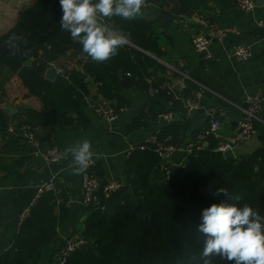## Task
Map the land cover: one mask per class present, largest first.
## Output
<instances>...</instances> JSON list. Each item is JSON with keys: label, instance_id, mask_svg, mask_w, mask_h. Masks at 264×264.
Listing matches in <instances>:
<instances>
[{"label": "crops", "instance_id": "crops-1", "mask_svg": "<svg viewBox=\"0 0 264 264\" xmlns=\"http://www.w3.org/2000/svg\"><path fill=\"white\" fill-rule=\"evenodd\" d=\"M36 0H0V35L15 24L18 12ZM260 1V2H259ZM251 11L243 13L235 6V0H206V6L198 10L188 9L181 0H145L143 18L152 22V34L158 43L160 54L145 53L157 62V68H149L145 78L147 87L138 90L124 88L119 81L112 101L124 107L111 125L104 124L95 116L89 100H109L99 90V84L85 74L88 94L82 99L81 110L73 111L63 118L42 113L41 101L30 95L16 73L2 69L0 76V254L7 251L19 231V215L34 199L38 186L46 181L53 182V190L44 193L52 195L53 215L56 217L54 236L50 247H60L71 233L84 230L85 220L93 206L82 202L81 176L72 174L73 157L68 161L51 164L29 154L25 141L7 131L9 125L26 122L33 127L40 141L42 151L55 146L64 154L66 148L76 146L82 139L91 141L95 153L96 173L104 179L114 178L128 186L132 174L127 160L140 162V149L127 154L131 145L154 144L164 127L181 132L174 138L180 149L168 157L169 166L182 165L187 158V147H194L199 129L211 119L221 122L215 144L220 139L231 137L241 116L240 107L248 95L264 96V27L254 24L264 20V0H253ZM174 9L181 10L175 15ZM170 20L164 25L162 19ZM235 27L238 35L229 33L226 42L240 41L249 47L250 57L243 62L222 53L220 44L211 42L209 50L214 56L204 61L192 48L190 35L193 31L205 30L209 24ZM71 50L64 59L58 56L50 62L65 72L72 69L82 71L87 57L78 54L71 61ZM37 53L41 56V51ZM41 58V57H40ZM55 61V62H54ZM48 73V72H47ZM183 75L187 78L183 79ZM167 83L169 90L151 94L150 85ZM154 84V85H153ZM202 85L203 89L199 86ZM201 89V103L195 112L187 113L184 100L194 91ZM110 101V100H109ZM16 110L10 113L6 108ZM35 111L29 115L27 111ZM170 111L172 122L161 120L158 115ZM174 124V125H171ZM171 125V126H169ZM173 137L164 136L163 144ZM154 140V141H153ZM208 144V143H207ZM258 149H264V103L260 120L255 122V133L247 141L233 149L236 158L250 157ZM127 189V190H128ZM39 199V198H38Z\"/></svg>", "mask_w": 264, "mask_h": 264}, {"label": "trees", "instance_id": "trees-1", "mask_svg": "<svg viewBox=\"0 0 264 264\" xmlns=\"http://www.w3.org/2000/svg\"><path fill=\"white\" fill-rule=\"evenodd\" d=\"M182 1L191 10L206 6V0ZM173 13L181 14V10L174 9ZM61 16L59 0H36L21 9L13 27L0 35V72L6 69L16 73L28 93L41 101L42 113L63 118L81 110L83 96L88 94L84 73L99 84V90L110 101L119 89L118 70L129 74L138 90L146 89L145 78L150 75L147 70L157 68L155 60L127 45L106 63L92 62L82 46L62 31ZM105 22L129 35L130 43L139 49L161 53L151 21L113 17ZM13 33L19 37L17 48L4 43ZM39 50L47 54L49 61L69 50L87 60L82 71L72 69L49 79L45 61L26 66ZM27 113L36 114L33 110ZM169 128L161 129L156 143L163 144L164 136L170 133L173 139L164 144L178 146L174 138L181 132L173 134ZM211 138L206 147L187 155L184 164L170 166L167 180L160 172L155 144H146L139 163L127 160L132 174L129 189H119L108 199L100 197L99 207L85 220L82 232L91 244L76 252L67 264H203L201 253L206 238L197 229L205 208L213 203L238 207L249 204L264 217V149H258L248 159H226L214 151L216 144ZM219 188H225L227 195H215ZM51 199L50 193H43L36 200L12 246L0 254V264H55L62 245L50 247L56 227ZM210 259L212 264H233L219 256Z\"/></svg>", "mask_w": 264, "mask_h": 264}, {"label": "built area", "instance_id": "built-area-1", "mask_svg": "<svg viewBox=\"0 0 264 264\" xmlns=\"http://www.w3.org/2000/svg\"><path fill=\"white\" fill-rule=\"evenodd\" d=\"M235 6L243 13L249 12L254 7L253 0H235ZM254 24L260 27H264V20H255ZM229 33L238 35V31L235 27L225 28L219 26L216 23H211L205 30L193 31L190 35V42L193 50L200 55L204 61L212 60L214 56L209 50L211 42L220 44L222 53L233 57L239 62L246 61L251 55L249 47L241 43L240 41L226 42V37ZM135 49L148 53L139 49L138 47L129 44ZM49 68H54L56 74L63 75L65 71L60 67H55L52 62H49ZM129 75V74H127ZM187 78L183 75V79ZM202 89V85H199ZM169 90L167 83H162L156 86L150 85L148 91L151 94H157L160 91ZM201 89L194 91V93L184 100V109L187 113L195 112L200 107L201 103ZM83 98H86L84 95ZM262 103H264V96L260 94L248 95L245 98L244 105L240 107L241 116L236 124V130L233 132L231 137L220 139L216 144L214 151L223 154L226 151H233V149L240 143L247 141L255 133V122L260 120V113ZM89 107L92 113L99 118L104 124L111 125L118 115L123 112L124 107L117 106L113 101L91 99L89 100ZM173 113L170 111L162 112L158 117L166 122H172L174 120ZM221 127V122L218 118L211 119L209 124L202 126L199 129L196 137V143L194 147H187V155L191 154L194 150H200L207 145V141L211 137H216ZM7 131L10 134H16L20 136L26 143L29 154L43 159L45 162L51 164H57L60 162L68 161V158L55 146L42 151L40 148V141L37 137L33 127L26 122H21L17 126L9 125ZM154 141V140H153ZM156 153L160 159L159 167L160 172L163 175V180L169 178V165L166 164L168 157L173 153H176L180 148L174 145H162L156 143ZM146 144L131 145L128 148L127 154H131L133 150L140 149L145 150ZM73 164V161H72ZM180 165V164H178ZM78 167V165H74ZM96 161L93 157V163L89 165L87 170L80 174L81 176V191H82V202L87 206L97 205L99 207V199H108L116 191L121 189L123 186L122 182L118 179L109 178L104 179L96 173ZM53 190V182L46 181L41 183L37 190L33 201L23 209L19 215L18 223L21 225L30 215V209L35 204L36 200L47 191ZM104 209V207H100ZM91 241L84 238L82 233L75 232L71 233L70 236L65 238L62 246L59 249L55 264H67L68 259L72 257L76 252L89 246Z\"/></svg>", "mask_w": 264, "mask_h": 264}, {"label": "clouds", "instance_id": "clouds-1", "mask_svg": "<svg viewBox=\"0 0 264 264\" xmlns=\"http://www.w3.org/2000/svg\"><path fill=\"white\" fill-rule=\"evenodd\" d=\"M145 0H59L62 16V31L70 34L73 42L82 46V51L92 62L106 63L119 54L120 49L130 44V36L111 27L105 21L120 17L125 21L142 16ZM19 37L13 33L4 41L9 48H17ZM15 55V52L12 53ZM29 66L30 65H26ZM72 154V174L84 173L93 163L95 153L91 141L80 140L76 146L66 148L64 156ZM227 195L225 188L215 195ZM240 199L239 196L236 197ZM264 217L249 204L238 207L234 204L213 203L202 212L198 232L204 234L203 264H212L210 257L219 256L233 264H264Z\"/></svg>", "mask_w": 264, "mask_h": 264}, {"label": "water", "instance_id": "water-1", "mask_svg": "<svg viewBox=\"0 0 264 264\" xmlns=\"http://www.w3.org/2000/svg\"><path fill=\"white\" fill-rule=\"evenodd\" d=\"M259 2H260V1H259ZM259 2L254 3V4H259ZM168 20H170V19H169L167 16H165V17L162 19V23L165 25V24L168 22ZM117 73H118V79H119V81H120L122 87H124V88L132 87V82H131V80H130V78H129V75H127V73L123 72L122 70H118ZM56 75H57V74H56L55 69H54V68H49V70H48V78H49V79H54V78L56 77ZM6 109H7L10 113H15V112H16V110L13 109V108H11V107H7ZM206 146H207V145H205V147H206ZM223 157L226 158V159H227V158L235 159V156H234L233 152L230 151V150L224 152V153H223ZM245 158L248 159V157H245ZM121 189H123V190H127V189H128V186L123 185V186L121 187ZM93 207H94V209L98 208L97 205H93Z\"/></svg>", "mask_w": 264, "mask_h": 264}, {"label": "rangeland", "instance_id": "rangeland-1", "mask_svg": "<svg viewBox=\"0 0 264 264\" xmlns=\"http://www.w3.org/2000/svg\"><path fill=\"white\" fill-rule=\"evenodd\" d=\"M64 55H65V54H62V55H61V59H62V60H67V61H68V60H69L68 58H65V59H64V57H62V56H64ZM76 56H78V54H76V53H74V52H71V61H73L72 59H75ZM40 57H41V58H40ZM41 60H42V61H45V62H46V65L49 66L48 63L50 62V61H49L50 59H49V57L47 56V54H43V55L40 56L39 53H35V55H33V56L28 60V64H29V65H31V64H33V63H34V64H39ZM54 62H55V61H54ZM53 64H54V63H53ZM1 72H2V71H1ZM1 72H0V76H1V78H2L3 73H1ZM1 78H0V79H1ZM213 259H214V257L212 258V260H213ZM214 260H215V259H214ZM214 260H213V261H214Z\"/></svg>", "mask_w": 264, "mask_h": 264}]
</instances>
